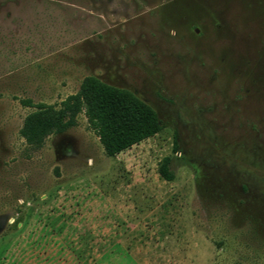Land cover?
Instances as JSON below:
<instances>
[{"label": "rangeland", "instance_id": "rangeland-1", "mask_svg": "<svg viewBox=\"0 0 264 264\" xmlns=\"http://www.w3.org/2000/svg\"><path fill=\"white\" fill-rule=\"evenodd\" d=\"M97 80L162 131L26 143ZM0 264H264V0H0Z\"/></svg>", "mask_w": 264, "mask_h": 264}, {"label": "trees", "instance_id": "trees-1", "mask_svg": "<svg viewBox=\"0 0 264 264\" xmlns=\"http://www.w3.org/2000/svg\"><path fill=\"white\" fill-rule=\"evenodd\" d=\"M121 94V89L97 80L92 95H71L59 109L45 103L34 104L29 99L22 100L24 106L36 110L26 116L20 135L27 144L39 147L50 135L62 134L75 127L78 116L84 113L105 154L115 157L163 129L157 113L144 104H136L121 113L118 106ZM162 173L166 180L174 179L167 163L163 165Z\"/></svg>", "mask_w": 264, "mask_h": 264}]
</instances>
